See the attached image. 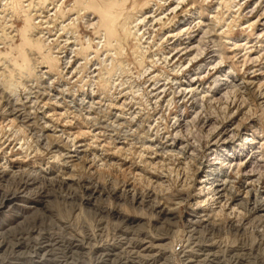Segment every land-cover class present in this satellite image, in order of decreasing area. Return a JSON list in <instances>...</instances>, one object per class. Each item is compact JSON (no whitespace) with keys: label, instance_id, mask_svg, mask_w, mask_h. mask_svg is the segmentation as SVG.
<instances>
[{"label":"rangeland","instance_id":"374dc122","mask_svg":"<svg viewBox=\"0 0 264 264\" xmlns=\"http://www.w3.org/2000/svg\"><path fill=\"white\" fill-rule=\"evenodd\" d=\"M65 1H66L65 6H67V7H70L72 5L80 7L79 3L83 0H65ZM138 1H139V3L137 4V6L133 12L135 14V17L137 16L138 18H143V23L142 22L140 23L139 28L141 29V32L143 35V40H142L144 43L143 49H145L147 52L145 50H143V51H141V53L138 52L136 54L133 51V47H134L133 41L134 40H129L128 42H125L123 44V47H124L123 54L119 58V60H122V62H124L123 68L120 71L119 70L118 71L116 70L117 72L114 71L113 74L110 75L111 79H110V82L108 84H103L101 82L102 76H100V74L102 75L103 72H105L106 68H104V66L107 67L109 63L111 64V62L109 61V59L111 58V53H110V55L105 56L106 52L108 53L107 49H109V48H107V46H105V45H104L105 47L101 46V45L99 46V44L97 43L100 40V36H99L100 32L98 33L97 31L100 29H103V28L96 26V24H94L93 26H92V24H87V26H86L83 23V24H81L82 31L85 33V35H88L92 39V41H94V43L92 44L91 49L88 48L87 49L88 51L84 50L83 52H81V54L77 55L78 57L77 56L74 57L75 65L76 64L80 65L81 72L79 74H76V73L72 74L71 73L72 69H69L68 71H63V74L59 75V77H57L58 75L56 74L57 72H55V70H53L52 73L50 71L49 73L44 74L48 78V80H50V79L53 80L52 81L53 82L52 83L53 84L52 90H54L55 91L54 93H56V95L58 96V100L54 99L55 104L51 102L52 100L49 101L50 99H48L46 97H44L42 100H40L37 103V101L40 99L39 98L40 96L34 95L35 93L33 95L27 94V93H29L30 87L31 86L33 87V84L38 85V87H39V85L42 86L45 83L44 78H38L36 71H34V73L31 76L26 75V74L24 75V77L21 80L24 85L21 83L23 86H21V84H20V86L17 89L18 92L16 91L15 94H11L2 85L0 86V100L4 99L3 101L2 100L0 101V103H1L0 104V119H2V120H0V125H2V126H0V144L4 145V146L2 145L3 147L0 145V160H1L0 163L4 166H6V165L12 166L13 164H15L16 166L21 165L22 169L19 168V170H24V169L26 170L27 169L25 172H31V173L33 172V174L37 173L36 175H38L39 177H43V176L46 177L47 176L46 178H48L49 175H51L50 177L56 176L57 178L63 177L64 175H65L64 177H66L69 175V172H70V174L72 173V175H74V176L76 175L75 178L76 177L79 178V179H77V181L80 184V186L77 187L78 189H77L76 193H74L72 191L77 196V198L73 197L72 194H69L68 190L61 189L60 187L49 186L48 183L45 181H43V183L38 182L39 184H36V188L33 187L31 190L26 189L25 190L26 192L24 191V193L21 192L22 194L20 193V195L16 201V203L22 204L19 206L20 209L17 208L14 211L15 213L12 212L8 216L6 214L5 217H9L10 220H13L14 217L12 215H14V214L16 215L18 213H21V214L27 215V217H28V219L26 221L27 223L25 222V223L19 224V226L20 225L22 226V227L20 226L21 228H19V226H17L13 230L8 232L6 235H4V239H6V243H9V244L6 247V249H4V252L3 251L0 252V264H188L189 262H190L189 264H264V243H261L260 246H258V247L256 246V247L251 248L250 247L251 244H249V243L245 244V246L243 247L241 243L238 244V242H236L235 246H232L228 249H225V251H224V247L219 248L218 244H211L210 242L205 241V239H204L205 236L213 235L211 232H209V230L207 231V229H201L199 232L192 231V229L190 228L188 221H187L188 215L190 213V209H189L188 204H184L181 207L178 215L176 217L172 218L171 222L169 223L170 226L168 225L166 227V225H165L164 226L165 228L162 227L163 229L159 230L161 235L164 236L165 239L163 241H165L164 243H166V244L164 245V243L162 241L161 245L155 246L152 249H150L149 251H147L146 247L148 244H146V243L141 244V240L143 239V237L147 231L152 232L155 230L154 226L152 225V223H154L155 220H153L151 218V216L153 217V214L151 213L150 209H148L147 207H143V208L139 207L138 208V207L132 206L129 201L122 200L121 197L120 198H115V197L113 198V197H106V196L102 197L98 193H95L93 195L94 196L93 198L87 200L88 193H87V190L85 189L84 183H91L93 185L99 186L100 187L99 189L102 188V189H104L103 191L106 192V190L112 191L114 189V186H115V188L117 186H118V188H120V187H123L121 185H123L124 183L132 182L136 187H138V189L140 188V190H143L145 187H148V186H151V188H153V185L151 184L152 183L151 180L153 179L152 175L155 174L156 172H157V174L164 175V177H165L164 179L167 178V180H166L167 182L164 181L163 185L157 187L159 190L158 189L156 190V191H159L162 193L164 192V195H166L167 197L169 196L170 198H172L171 195L175 196V194L177 193L176 191L180 190V189H184L185 192L195 191V190L198 191L199 189H195V188L190 189L189 188V186L192 184V179H194L195 177L200 178V176H201V175H198V176L195 175L196 174L195 173L196 166L198 164V161L200 162L202 160L205 164H206V162H207V164H209L212 160H214L216 158V151H218L219 153H221V152L224 153V149H223L224 146L225 147L226 146L233 147L234 150H232V152L235 153V156L240 157L243 155V157H244L243 159H245V160H243L245 163L241 167V170L239 172L235 171L234 166L232 167V170H234V171L232 172V170H231L230 175L234 180L235 189L237 190L239 188L240 190H243L244 189L243 186L245 185L244 182H246L245 180H247V181L251 180L250 182H252V183L249 184V186L251 185L249 188L259 189L260 192L264 191V168H263L264 160H262V154L264 153L263 152L264 151V144H263L264 143V86H263L264 82L262 83V81H264V65H263L264 60L262 59L264 57V38H263L264 37V27L256 26L250 32H248L249 30L247 31L245 28H242L243 27L242 25L246 24V21L248 19L247 16L249 14H252L253 18H256L259 13L262 14L261 10L264 8L263 7L264 6L263 0H261V2H260V7L258 5H256L254 1H247V0H244V1L243 0H219V1L218 0H207V1L206 0H180V1L179 0H167V1L166 0H151V1L150 0H138ZM188 1H189V3H188ZM132 2H133V0H129L127 3V7L129 9H131V7H132L131 6ZM145 2H146V4H144ZM177 4H178V6H177ZM163 5H164V7H163ZM175 5L177 8H175ZM252 5L255 7H252ZM180 6H181V8H180ZM18 7L20 8V6H18ZM240 7H242V9H238ZM173 11H175V12H173ZM196 11H197V13H195ZM8 12L9 11H7L5 13V21L7 20L6 16L8 17V15H7ZM151 13H153V14H151ZM159 14H160L161 19L158 16ZM211 14H213V15L216 14L215 15V21L221 25L220 26L218 24L219 26L217 27L216 26L217 24H214L215 22L213 23V20H212V23L216 27V29H218V32H220L223 29V30L227 31V34H230L228 36V38H223V40H225V41H228V42L230 41V43L227 44V47H232V45L235 44L234 47H232L235 49L233 50L232 53H228L227 57L231 56L232 54H234L235 56L233 55L229 58H224V60H223L222 57L219 56L220 54L218 55V52L216 53V51H215L217 46H215V43L213 42V40L217 39V36H214V34H215V32L213 30L214 28L209 29V27H206L204 25L199 24V22H198L199 19H203V18L205 20L212 19L211 16H213V15H211ZM199 15L204 16V17L200 18ZM89 16L91 18H93L92 21L93 20L98 21V19L100 18L99 17L100 14L98 12L92 13ZM139 16H141V17H139ZM145 16H147V17H145ZM216 16H217V18H216ZM155 17L157 19H155ZM153 19H154V21H153ZM19 20L20 21H18L17 24H18V28H21L24 24V20L22 18ZM157 20H159V21H157ZM232 21H233V23H232ZM3 22H4V20H3ZM185 24L189 28L192 26L189 29L188 34L185 33L186 34L185 35L184 33H182L180 38H179V36H176L175 38L174 37H167V39H166L167 34L175 33L178 28H179L178 29V31H179L181 29V27H183ZM149 26H151V27H149ZM195 26H196V28H195ZM233 26H234V28H233ZM211 27H213V26H211ZM227 29L230 30L231 33H229V31ZM202 30H206L205 31L206 33L203 32ZM260 30L262 31V33ZM207 31H210L211 34H208ZM200 34H202V35H200ZM247 34H249L250 39L252 41V42H250L251 43L250 44L251 49L256 50L254 53L250 54L251 57L247 56L245 54V50L241 49V47H236L237 43L239 45L243 46L242 44H243V42H245V38H246ZM258 36H260V37H258ZM199 37H201V39ZM205 37H206V39H205ZM211 37H213V38H211ZM188 38H190L191 41L193 42L192 45H195L194 47H192L191 51H189L187 53L185 50L180 51L179 49H176L177 47L178 48L182 47L183 46L182 44L184 43V41H187ZM96 39H98V40H96ZM196 39L198 41H196ZM167 41H168V43H167ZM262 43H263V45H262ZM13 46H14L13 51H15L16 55H19L18 59L16 61L18 63H22L23 62V56L25 53L24 49L26 48V46L22 45L21 40H20V36L17 37V39L13 43ZM198 46H199V48H198ZM253 46H254V48H253ZM196 48H198V49L196 50ZM3 50H5V53L8 52L7 48L3 49ZM36 50H38V49L36 48ZM172 50L174 52H172ZM193 50L195 53L193 52ZM109 51L114 52L112 50H109ZM197 51H199L198 53L202 54V55L198 56ZM85 52H86V54H85ZM168 52H172L173 56L166 63L165 61H162L161 57L167 55ZM259 52H260V55H259ZM193 54H195V56L197 55L198 57L196 56L197 59L195 58V60L193 61V64L187 68V63H188L187 60L190 57V55L192 56ZM80 55H82V56H80ZM86 55L87 56L90 55V56L87 58ZM153 55H155V56H153ZM252 55H254V57ZM255 55L256 56L259 55L260 59L257 58V60H256ZM152 56H153V58H151ZM249 57L252 59V62L254 61V64L252 62H250L251 59H249ZM206 58H208V59H206ZM234 58H236V59H234ZM243 58L245 61L243 60ZM159 59H160V61H159ZM180 59H181V61H183V64L186 65V69L185 68L180 69V70L177 68L173 69L176 65L174 63L178 62V60L180 61ZM220 60L222 62H220ZM157 61H158V63H157ZM201 62H202V64H201ZM214 62L217 64H215ZM236 62H238V63L236 64ZM241 62L242 63L244 62L245 64L244 63L242 64ZM85 63H86L85 68L87 70L85 68H83V69L81 68L82 66H84L83 64H85ZM160 63H164V64H160ZM103 64H105V65L103 66ZM212 64H213V66L214 65H216V66L213 67ZM40 66H46V65L42 64ZM0 67H2V65H0ZM89 67L91 69H89ZM150 67H151V69H150ZM95 68H97V69L95 70ZM63 69L64 68H62V70ZM145 69H148V70H145ZM39 70L49 71V67H42ZM101 70H102V73H101ZM174 70H176V73ZM240 70H242V71H240ZM82 71H84L85 73ZM257 71H259V72H257ZM227 72H228V74H227ZM149 73H150V75H148ZM153 73L157 74L158 77L152 78V76L154 75ZM151 74H153V75H151ZM159 74H160V76H159ZM165 74H167V75H165ZM168 74H170V75H168ZM172 74H173V77H172ZM205 75H206V77H205ZM147 76H148V78H147ZM161 76H163V77H161ZM191 76H192V78H191ZM240 76H243V77H240ZM164 77L167 79L165 80ZM193 78L195 80L194 86L196 87V90L190 91L192 93H190L188 90L185 92L182 89V87L177 85L178 83L175 84V82H183L186 84L189 80H191ZM244 78L245 79L247 78V79L245 80ZM249 78H250V80H249ZM251 78H252V80H251ZM23 79H25V80H23ZM165 81L167 83H165ZM248 81H249V84H248ZM251 81H254V82L251 84ZM257 81L260 82L259 85H258ZM215 83H217V84H215ZM153 84H154V86L156 84L157 85L154 87ZM205 85H207V86L205 87ZM257 87H259V91H258ZM56 88H59V89H56ZM154 88L155 89L157 88V90H156L157 92L155 91ZM161 89L162 90L164 89V90L162 91ZM170 89H171V91H170ZM176 89H179V90H176ZM254 89H256L257 91ZM206 90L209 94H207V92H205ZM200 92H202V93H200ZM210 92H211V96H210ZM25 93L28 96H26ZM5 94H7V95H5ZM186 94H187V96H186ZM201 94H204V96H201ZM155 96H157V97H155ZM166 96H167V98H166ZM8 97H10V98L7 99ZM25 97H26V99H25ZM201 97H203V98H201ZM80 98H81V101H80ZM91 98H92V100H91ZM198 99H200V100H198ZM9 100H10V102H9ZM32 100H34L36 102H32ZM43 100H44V103H43ZM94 100L96 102H94ZM167 100H170V101H167ZM203 100H204V102H203ZM41 101H42V104H41ZM45 101L46 102L48 101L47 102L48 105L46 104ZM67 101H69V102L67 103ZM25 102H26V105H25ZM86 102H88V103H86ZM27 103H29V104H27ZM83 103L84 104L86 103L87 105L86 104L84 105ZM40 104H41V106H40ZM72 104H74V105H72ZM90 104H91V106H90ZM168 104H170V105H168ZM171 104H172V106H171ZM44 105H46V107ZM50 105H52V106L50 107ZM66 106H68V107L66 108ZM115 106H117V107H115ZM169 106H170V108H169ZM199 106H200V108H199ZM1 107L3 109H1ZM16 107L18 109H21V113H24L25 116L19 115ZM75 107L78 109H76ZM85 107L88 110H86V109L84 110ZM38 108H40V109L38 110ZM6 110L7 111L9 110V111L7 112ZM57 110L60 112V114H61L62 110H64L65 113H64V111H62V114H61L62 116L58 115L59 112H57ZM48 111L49 112L51 111L50 113L52 115ZM195 111H196V113H195ZM1 113L3 115H1ZM43 113H45V114H43ZM72 113H73V115H72ZM12 114H13V116H12ZM30 114H31V116H30ZM85 114H87V115H85ZM118 114H119V116H118ZM46 115H47V117H46ZM26 116H28V117H26ZM56 116H57V118H55ZM13 118L15 121L14 124H13L14 121H12ZM4 119H6V120H4ZM238 119H241V120H238ZM54 120H56V121H54ZM237 121H239V122H237ZM113 122H115V123H113ZM19 123H21L24 128H22L21 124H19ZM43 124H44V126H43ZM235 124L236 125L238 124V125L236 126ZM11 125L13 126L14 129L12 128ZM26 125H27V127H26ZM5 126H7L8 128ZM17 126H20L21 129H20V127L18 128ZM9 127L13 130H11ZM16 128H18V129H16ZM214 128H216V129H214ZM60 129H61V131H60ZM1 130H3V131L1 132ZM6 130H9L10 132L7 131L8 132L7 133ZM77 130H79V131L77 132ZM80 130L84 131L83 134H82V131H80ZM125 130L129 132L128 133L129 136L125 135L126 134V133H124ZM176 130L178 131L177 135L175 133ZM230 130H232V131H230ZM31 131H33V132L31 133ZM94 131H96V132H94ZM226 131H228L229 133L231 132V134H229V136L227 137L228 142L226 144H224V141L221 138L220 134H221V132L223 133ZM14 132H15V136H16L15 138H14ZM17 132L19 133V135L17 134ZM23 132H24V134H23ZM99 132H100V135H99ZM52 133H53V135H52ZM90 133H91V135H90ZM249 133L250 134L255 133L254 134L255 135V138H254L255 144H252V145L250 144V145L246 146L247 149L243 150L244 146H242L240 144L243 143L244 138L246 136H248L247 134H249ZM25 134H27V135H25ZM41 134L42 135H44V134L48 135L47 136L48 139H45V142L40 141V144H39L37 139H39V137H41L40 136ZM55 134L57 136H55ZM62 134H64V135H62ZM74 134L76 136H77V134H79V138H78V136L76 138V143L82 141V142L88 144V150L86 152L87 155L85 154V156H87V157H85L84 155L80 156L81 153H77V152L73 151L75 148V145H73V143H71L70 140H71V138L74 137ZM80 134H81V136H80ZM9 135H10V137H9ZM11 135H13V136H11ZM31 135H33V136H31ZM17 136L20 139L22 137V140L18 139ZM37 136H39V137H37ZM163 136L164 137L168 136L170 140L174 139L177 136L176 139H177V141H179V144H181V146L183 148H185V150L188 151V153L192 152V150H193V154H195V155H193V154L189 155L188 153H186L187 156H185V153L182 154V153H179L177 151H168V153L167 152L165 153L163 151H159L156 147H147L146 144L144 143V140L146 139L145 137H152V138H156L157 140H160V139L164 138ZM211 136H212V138H210ZM214 136H215V138H214ZM252 136H250V137H252ZM1 137H3V140ZM11 138H12V140H11ZM58 138H59V140H58ZM141 138L143 141H141ZM23 139H24V141H23ZM119 139H120V141H119ZM123 139H124V141H123ZM5 140H7V142ZM50 140H51V142H49ZM102 140H103V142H102ZM135 140H137V141L135 142ZM25 141H26V143H25ZM127 141H131V142L127 143ZM89 142H90V144H89ZM261 142H262V144H260ZM24 143L26 146L24 145ZM138 143H139V145H137ZM142 143L145 147L142 145ZM32 144H33V148H32ZM92 144H94V145H92ZM133 144L135 147L133 146ZM100 145H102V146H100ZM114 145H116V146H114ZM120 145L122 147H120ZM193 145L200 146L199 147L200 150H199V148L194 150ZM14 146H15V149H14ZM35 146H37V147H35ZM22 147H24V148H22ZM44 147H46V148H44ZM102 147H103V149H102ZM119 147L121 148L122 151L124 150V147H125V150L123 152H120L121 150L119 149ZM35 148H38L39 150H42V151L36 152L37 149L34 150ZM8 149H9V151H8ZM110 149L112 150V152ZM117 149H119V150H117ZM129 149H132V150H130V152H129ZM257 149H258V151H257ZM58 150H60V151H58ZM108 150L111 152V154ZM113 150H114V152H113ZM115 150H116V152H115ZM127 150H128V152H127ZM33 151H35V152H33ZM43 151H45V152H43ZM105 151H106V153L104 154ZM151 151H152V153H151ZM25 152H27V153H25ZM140 152H141V154H140ZM157 152H160V153H157ZM57 153L58 154L60 153V154L56 155ZM124 153H126V154H124ZM249 153H251V154H249ZM16 154H17V156H16ZM120 154L125 155V156L122 157ZM129 154H131V156H129ZM146 154H149L150 156L146 155ZM178 154H180L181 156ZM198 154H199V156H198ZM201 154L203 155V157L201 156ZM27 156H28V158H27ZM95 156L97 158H95ZM127 156H129V157H127ZM13 157L15 158L16 162L13 161L14 160ZM48 157H50V158H48ZM104 157L106 158V160ZM102 158H104V159H102ZM147 158H148V160H146ZM191 158H192V160H191ZM263 158H264V156H263ZM63 159H64V163L62 161ZM205 159H207V160H205ZM27 160H29L30 162ZM53 160H55V161H53ZM74 160H76V161H74ZM78 160H80V161H78ZM99 160H101V162ZM102 160L105 161L107 164L105 162H103ZM166 160H167V162H166ZM209 160H211V161H209ZM108 161H110L112 165L109 164ZM113 161H114V163H112ZM128 161H130V162H128ZM144 161L147 163H145ZM151 161H152V163H151ZM182 161L184 162V164ZM193 161H194V163H193ZM71 162H73V163H71ZM185 162H187V163H185ZM38 163H39V165H38ZM117 163H119V164H117ZM148 163H149V165H148ZM150 163H151L152 167L150 166ZM259 163H261V164H259ZM116 164H117V166L114 167V165H116ZM142 164H144L143 166L145 168L142 166ZM152 164L153 165L155 164V165L153 166ZM22 165L26 168H24ZM72 165H73V167H72ZM42 166H44V167L41 168ZM120 166H122V167H120ZM128 166H130V167H128ZM28 167L31 169H28ZM71 167H72V169H71ZM116 167H118V168H116ZM259 167H262V168L259 169ZM74 168L76 170V174H75ZM126 168H128L130 171L127 170ZM153 168L154 169L156 168L157 170L156 169L154 170ZM222 168H224V165H222ZM250 168H251V170H250ZM254 168H257V169H254ZM15 169L16 168L14 167L13 170H15ZM34 169L36 171L37 170L38 171L36 172ZM71 170L72 171L74 170V171L72 172ZM135 170H137V173ZM252 170H254V172H253L254 174L252 173ZM151 171H153V172H151ZM66 172H68V173H66ZM236 172H238L237 175H236ZM132 173H133V176H132ZM66 174H68V175H66ZM136 175H138V176L136 177ZM148 176L150 178H146ZM251 177L253 179H251ZM89 180H90V182H88ZM153 180H155V178ZM2 181L3 180H0V182H1L0 183V189H1L0 191L4 192V193L7 191H14L16 189V187L19 186V184L17 182L15 184V182H13V181H10V182H8L6 180H4L5 182L4 181L2 182ZM94 182H95V184H94ZM188 189H190V190H188ZM21 190H23V187H20V191ZM45 197H47V198H45ZM43 199H46V200H43ZM30 206H33V207L37 206V208L39 209L38 213L36 214L37 217L34 216L33 213L31 212ZM100 206H104V207L106 206V208L107 207H115V208L121 210L123 217L126 216L130 221L127 225H123L124 226L123 227L120 221H118L116 223V221L114 219L107 218L106 219L107 224L104 225V226H106L105 228L107 230V231L105 230V232H104L105 237L103 236V238L100 239L97 236L96 237L94 236L93 238H90V240L86 239L84 233H86L87 229L90 231H95L96 233H98L99 228L97 227V224L99 222L100 217L97 216L96 209ZM16 211H18V212H16ZM253 215L254 214L249 216L250 219L248 218V221L250 222V226L252 225V227H253L254 225H257L260 223V228H262L264 225V216L260 217V221L258 222V219L256 220L255 215L254 216ZM32 216H34V218H30ZM5 217L0 216V221H2V222H4V220L6 221ZM220 217L222 220H223V218H225L224 216H220ZM32 219H34V220H32ZM149 219H150V221H149ZM64 224H67V225H64ZM225 226L226 225L224 224V230L226 228ZM31 229H33V230H31ZM28 231H29V233H28ZM30 231L32 234H30ZM37 231H39V232H37ZM171 232H172V234H171ZM19 233H20V235H19ZM197 233H199V234H197ZM209 233H210V235H209ZM129 234H130L131 238L129 237ZM217 234H216V236H218ZM228 234L227 233L225 234L224 232H222V234H220V235L221 236H231V238H236L235 233L229 232ZM233 234H234V237H233ZM141 235H143V236H141ZM108 236L115 237V241L114 240L113 241L110 240L112 242L108 241L110 239V238H106ZM127 236H128V238H127ZM199 236H201L203 238H201ZM81 237L82 238L84 237V238L82 239ZM95 238H97V239H95ZM260 238H264V234L261 232H260ZM191 240H194V241H191ZM235 240H237V239H235ZM87 241L89 243H87ZM97 242H98V244H96ZM128 242H130L129 244H130V246H133V248L132 247L128 248V246H129V245L127 246ZM195 242H197V243H195ZM85 243H87V244H85ZM103 243L105 246H101ZM91 244H94V245H91ZM15 245H16V247H15ZM17 247L19 249H17ZM113 251H115V252H113ZM125 251L128 253H131V251L135 252L134 254L131 253V257H130L131 260H129V257H128V255H126ZM137 251H140V253L142 255H140V256L137 255V253H136ZM143 251H144V253H143ZM207 251H209L210 253ZM217 251H219V252H217ZM145 252L148 254H146ZM112 253H113V255H112ZM233 254L236 256H234ZM157 256L158 257L160 256V257L158 258ZM134 257H135V259H134ZM162 257H164V258L162 259ZM190 257H192L191 260L189 259ZM127 258H128V260H126ZM133 260H134V262H133Z\"/></svg>","mask_w":264,"mask_h":264},{"label":"bare ground","instance_id":"6f19581e","mask_svg":"<svg viewBox=\"0 0 264 264\" xmlns=\"http://www.w3.org/2000/svg\"><path fill=\"white\" fill-rule=\"evenodd\" d=\"M110 1V2H109ZM129 0H83L81 1L79 4H80V7H77V6H70V7H67L65 6V0H0V65H2V67H0V86L2 85L4 88H6L7 91H9L11 94H15V92L17 91L18 87L20 86V84L22 83V78L24 77V75H29L31 76L34 71H36L37 73V76L38 78H44L45 79V83L38 87V85H34L33 84V87L31 86L30 87V90H29V93L27 94H34L36 96H40L37 101V103L42 100L44 97L50 99L49 101H51L52 103L55 104V101L54 99H57L58 100V96L56 95V93H54L55 91L52 90L53 88V80H48V78L44 75L45 73H49L53 70H55V72H57L56 74L58 75L57 77H59V75L63 74V71H68L69 69H72L71 70V73L72 74H79L81 72V69H80V65L76 64L75 65V60H74V57H76L77 55L81 54V52H83L84 50H87L88 48L91 49L92 48V44L94 43V41H92V39L88 36V35H85V33L82 31L81 29V24H85L87 26V24H92V26L94 24H96V26H99L100 28H103V29H100L98 30L97 32L99 33L100 32V40L99 42H97L99 44V46H107V49L108 50V53L106 52V55L105 56H108L110 55L111 53V58L109 59V61L111 62V64L107 67L104 66L105 69V72H103V74L101 75L100 73V76H102L101 78V82L103 84H108L110 82V75L113 74L114 71H120L122 68H123V63L122 60H119V58L121 57V55L123 54V51H124V47H123V44L125 42H128L129 40H134L133 41V44H134V47H133V51L134 53H138L145 49H143V35H142V32H141V29L139 28L140 26V23L142 22L143 23V18H138L137 16L135 17V14H134V9L136 8L137 4L139 3L138 0H133L132 2V7L131 9H129L127 7V3H128ZM151 1V0H150ZM167 1V0H166ZM180 1V0H179ZM178 1V2H179ZM207 1V0H206ZM219 1V0H218ZM217 1V2H218ZM244 1V0H243ZM247 1H254L256 5H258L260 7V2L261 0H247ZM159 2V1H158ZM183 2V1H182ZM264 2V0H263ZM174 3V2H173ZM189 3V1H188ZM205 3V2H204ZM216 3V2H215ZM220 3V2H219ZM238 3V2H237ZM146 4V2L144 3ZM176 4V3H175ZM179 4V3H178ZM177 4V6H178ZM254 4V5H255ZM263 4V3H262ZM191 5V4H190ZM242 5V4H241ZM20 6V8L18 7ZM79 6V5H78ZM200 6V5H199ZM164 7V5H163ZM174 7V6H173ZM218 7V6H217ZM234 7V6H233ZM252 7H255L252 5ZM251 7V8H252ZM264 7V6H263ZM262 7V8H263ZM160 8V7H159ZM175 8L176 5H175ZM181 8V6H180ZM174 9V8H173ZM195 9V8H194ZM199 9V8H198ZM197 9V10H198ZM238 9H242V7L238 8ZM237 9V10H238ZM255 9V8H254ZM248 10V9H247ZM246 10V11H247ZM264 8L261 10V13L262 14H258V16L256 18H253L252 14H249L247 16V21H246V24L245 25H242L243 27L242 28H245L248 32L252 31L254 27L256 26H260V27H264ZM8 12V17L6 16V21H5V13ZM98 12L100 14V18L98 19V21H92L93 18H91L89 15L92 14V13H95V12ZM202 11V10H201ZM251 11V10H250ZM249 11V12H250ZM253 11V10H252ZM15 12V13H14ZM143 12V11H142ZM175 12V11H173ZM234 12V11H233ZM243 12V11H242ZM260 12V11H259ZM197 13V11L195 12ZM97 14V13H96ZM153 14V13H151ZM233 14V13H232ZM235 14V13H234ZM257 14V13H256ZM150 15V14H149ZM148 15V16H149ZM174 15V14H173ZM213 15V14H211ZM216 15V14H215ZM215 15L211 16L212 19H207L205 20L203 17L204 16H201L199 15L200 18H203V19H199V24L200 25H204L206 27H209L210 28H214V36H217V39L213 40V42L215 43V46H217L216 48V53L218 52V55L222 57V59L224 60V58H229L231 56H233L234 54H232L231 56H228L227 57V54L228 53H232L233 50L235 48H232L234 47V45H232V47H227V44L230 43V41H225L223 40V38H228V36L230 34H227V31L226 30H221L220 32H218V29H216V27L213 25L214 24H217L216 26L218 27L220 24L218 22L215 21ZM160 17V14L158 15ZM164 16V15H163ZM210 16V15H209ZM141 17V16H139ZM147 17V16H145ZM144 17V18H145ZM165 17V16H164ZM23 19L24 20V24L21 28H18V24L17 22L20 21L19 19ZM210 18V17H209ZM217 18V16H216ZM231 18V17H230ZM155 19H157L155 17ZM161 19V17H160ZM174 19V18H173ZM233 19V18H232ZM237 19V18H236ZM4 20V22H3ZM145 20V19H144ZM152 20V19H151ZM170 20V19H169ZM197 20V19H196ZM212 20H213V23H212ZM154 21V19H153ZM152 21V22H153ZM159 21V20H157ZM3 22V23H2ZM145 22V21H144ZM150 22V21H149ZM151 22V23H152ZM189 22V21H188ZM192 22V21H191ZM190 22V23H191ZM194 22V21H193ZM227 22V21H226ZM182 23V22H181ZM186 23V22H185ZM222 23V22H221ZM233 23V21H232ZM238 23V22H237ZM245 23V22H244ZM155 24V23H154ZM211 24V25H210ZM219 24V25H218ZM230 24V23H229ZM225 25V24H224ZM223 25V26H224ZM183 26V25H182ZM213 26V27H211ZM221 26V25H220ZM230 26V25H229ZM239 26V25H238ZM151 27V26H149ZM171 27V26H170ZM192 27V26H191ZM190 27V28H191ZM225 27V26H224ZM189 27H187V25L185 24L183 27H181V29L178 31L175 32V33H171V34H167L166 35V39L167 37H176V36H180L182 35V33H186L188 34L189 32ZM196 28V26H195ZM205 28V27H204ZM222 28V27H221ZM234 28V26H233ZM236 28V27H235ZM208 30V29H207ZM228 30V29H227ZM203 32H205L206 30H202ZM212 31V30H211ZM229 33H231L230 30H228ZM261 31V30H260ZM242 32V31H241ZM168 33V32H167ZM192 33V32H191ZM190 33V34H191ZM206 33V32H205ZM208 34H211L210 31H207ZM262 33V31H261ZM185 34V35H186ZM202 35V34H200ZM207 35V34H206ZM20 36V40H21V43L22 45H25L26 48L24 49L25 53H24V56H23V62L22 63H18L16 60L18 59V56L19 55H16L15 51L14 50V46H13V43L15 42V40L17 39V37ZM193 36V35H192ZM198 36V35H197ZM196 36V37H197ZM209 36V35H208ZM257 37V36H256ZM260 37V36H258ZM163 38V37H162ZM185 38V37H184ZM201 39V37H199ZM213 38V37H211ZM264 38V37H263ZM94 39V38H93ZM151 39V38H150ZM164 39V38H163ZM165 39V40H166ZM198 39V38H197ZM196 39V41H198ZM199 39V40H200ZM206 39V37H205ZM204 39V40H205ZM261 39V38H260ZM98 40V39H96ZM95 40V41H96ZM210 40V39H209ZM256 40V39H255ZM150 41V40H149ZM169 41V40H168ZM167 41V43H168ZM172 41V40H171ZM201 41V40H200ZM212 41V40H211ZM147 42V41H146ZM180 42V41H179ZM206 42V41H205ZM212 42V43H213ZM251 39H250V36L249 34L246 35V38H245V42H243V46L239 45L237 43V46L236 47H241V49L245 50V54L247 56H250V54L254 53L256 50H252L251 49ZM174 43V42H173ZM182 43V42H181ZM192 41L190 38H188L187 41H184V43L182 44L183 46L182 47H175L176 49H179L180 51H186L187 53L189 51H191L192 47H194L195 45H192ZM211 43V44H212ZM240 43V42H239ZM260 43V42H259ZM103 44V45H102ZM197 44V43H196ZM202 44V43H201ZM192 45V46H191ZM239 45V46H238ZM255 45V44H254ZM263 45V43H262ZM104 46V47H105ZM180 46V45H179ZM205 47V46H204ZM250 47V48H249ZM258 47V46H257ZM8 49L5 53V50L3 49ZM36 48L38 50H36ZM199 48V46H198ZM196 48V50L198 49ZM215 48V47H214ZM254 48V46H253ZM261 48V47H260ZM152 49V48H151ZM172 49V48H171ZM202 49V48H201ZM257 49V48H256ZM10 50V51H9ZM109 50H112L114 52H111ZM149 50V49H148ZM195 50V51H196ZM263 50V49H262ZM261 50V51H262ZM88 51V50H87ZM146 51V50H145ZM169 51V50H168ZM177 51V50H176ZM92 52V51H91ZM147 52V51H146ZM172 52H174L172 50ZM172 52H168L167 55L161 57L162 61H165L166 63L171 59V57L173 56ZM194 52V50H193ZM199 51H197L198 53ZM201 52V51H200ZM244 52V51H243ZM143 53V52H142ZM163 53V52H162ZM179 53V52H178ZM186 53V54H187ZM192 53V52H191ZM195 53V52H194ZM196 53V54H197ZM235 53V52H234ZM86 54V52H85ZM155 54V53H154ZM183 54V53H182ZM215 54V53H214ZM238 54V53H237ZM258 54V53H257ZM83 55V54H82ZM80 55V56H82ZM157 55V54H156ZM178 55V54H177ZM194 55V56H193ZM192 56L190 55V57L188 58V63H187V68L193 64V61L195 60V58L197 59V57L199 55H202V54H197L195 56V54H193ZM216 55V54H215ZM230 55V54H229ZM243 55V54H242ZM259 55H260V52H259ZM256 56V60L257 58H259L260 56ZM79 56V57H80ZM85 56V55H84ZM87 56V55H86ZM90 56V55H89ZM87 56V58L89 57ZM144 56V55H143ZM155 56V55H153ZM153 56L151 58H153ZM158 56V55H157ZM156 56V57H157ZM235 56V55H234ZM254 57V55H252ZM78 57V56H77ZM139 57V56H138ZM146 57V56H145ZM155 57V58H156ZM159 57V56H158ZM176 57V56H175ZM251 57V56H250ZM249 57V59H251ZM103 58V57H102ZM187 58V57H186ZM218 58V57H217ZM84 59V58H83ZM95 59V58H94ZM142 59V58H141ZM208 59V58H206ZM216 59V58H215ZM236 59V58H234ZM240 59V58H239ZM260 59V58H259ZM264 60V57L262 58ZM104 60V59H103ZM151 60V59H150ZM156 60V59H155ZM158 60V59H157ZM174 60V59H173ZM230 60V59H229ZM244 60V58H243ZM125 61V60H124ZM153 61V60H152ZM160 61V59H159ZM186 61V62H187ZM209 61V60H208ZM236 61V60H235ZM245 61V60H244ZM79 62V61H78ZM90 62V61H89ZM220 62H222L220 60ZM252 62V59L251 61ZM256 62V61H255ZM80 63V62H79ZM105 63V62H104ZM152 63V62H151ZM154 63V62H153ZM158 63V61H157ZM206 63V62H205ZM215 63V62H214ZM213 63V64H214ZM238 62H236L237 64ZM242 63V62H241ZM244 63V62H243ZM242 63V64H243ZM254 64V61L252 62ZM46 65V66H40V65ZM160 64H164V63H160ZM176 64L175 68L177 69H183L185 68L186 69V65L183 64V61H180L178 60V62L174 63ZM202 64V62H201ZM212 64V66H213ZM217 64V63H215ZM241 64V65H242ZM245 64V63H244ZM251 64V63H250ZM261 64V63H260ZM75 65V66H74ZM84 66H82L81 68H85L86 67V63L83 64ZM102 65V64H101ZM211 65V64H210ZM240 65V64H239ZM248 65V64H247ZM257 65V64H256ZM262 65V64H261ZM264 65V64H263ZM102 66V67H103ZM203 66V65H202ZM209 66V65H208ZM216 66V65H214ZM213 66V67H214ZM254 66V65H253ZM42 67H49V71H46V70H39L40 68ZM125 67V66H124ZM199 67V66H198ZM210 67V66H209ZM230 67V66H229ZM242 67V66H241ZM255 67V66H254ZM62 68H64L62 70ZM148 68V67H147ZM203 68V67H202ZM251 68V67H250ZM86 69V68H85ZM89 69H91L89 67ZM97 68H95L96 70ZM151 69V67H150ZM171 69V68H170ZM229 69V68H228ZM87 70V69H86ZM145 70H148V69H145ZM156 70V69H155ZM248 70V69H247ZM253 70V69H252ZM263 70V69H262ZM116 71V72H117ZM123 71V70H122ZM173 71V70H172ZM175 73H176V70H174ZM182 71V70H181ZM197 71V70H196ZM234 71V70H233ZM242 71V70H240ZM84 72V71H82ZM154 72V71H153ZM160 72V71H159ZM163 72V71H162ZM208 72V71H207ZM259 72V71H257ZM85 73V72H84ZM83 73V74H84ZM95 73V72H94ZM93 73V74H94ZM101 73H102V70H101ZM123 73V72H122ZM155 73V72H154ZM153 73V74H154ZM165 73V72H164ZM180 73V72H179ZM199 73V72H198ZM197 73V74H198ZM204 73V72H203ZM233 73V72H232ZM231 73V74H232ZM151 74V75H153ZM174 74V73H173ZM173 74H172V77H173ZM228 74V72H227ZM150 75V73L148 74ZM167 75V74H165ZM170 75V74H168ZM53 76V75H52ZM72 76V75H71ZM79 76V75H78ZM77 76V77H78ZM81 76V75H80ZM160 76V74H159ZM196 76V75H195ZM199 76V75H198ZM158 77L157 74H154L152 76V78H156ZM163 77V76H161ZM170 77V76H169ZM206 77V75H205ZM234 77V76H233ZM240 77H243V76H240ZM28 78V77H27ZM51 78V77H50ZM100 78V77H99ZM118 78V77H117ZM148 78V76H147ZM165 78V77H164ZM175 78V77H174ZM178 78V77H177ZM180 78V77H179ZM192 78V76H191ZM196 78V77H195ZM225 78V77H224ZM228 78V77H227ZM230 78V77H229ZM248 78V77H247ZM246 78V79H247ZM263 78V77H262ZM261 78V79H262ZM73 79V78H72ZM95 79V78H94ZM167 78H165L166 80ZM182 79V78H181ZM242 79V78H241ZM245 79V78H244ZM245 79V80H246ZM259 79V78H258ZM25 80V79H23ZM96 80V79H95ZM128 80V79H127ZM149 80V79H148ZM174 80V79H173ZM172 80V81H173ZM180 80V79H179ZM201 80V79H200ZM199 80V81H200ZM227 80V79H226ZM230 80V79H229ZM250 80V78H249ZM252 80V78H251ZM263 80V79H262ZM261 80V81H262ZM153 81V80H152ZM168 81V80H167ZM217 81V80H216ZM219 81V80H218ZM228 81V80H227ZM84 82V81H83ZM157 82V81H156ZM160 82V81H159ZM163 82V81H162ZM174 82V81H173ZM254 81H251V84L253 83ZM258 82V85H259V81ZM264 81H262L263 83ZM82 83V82H81ZM121 83V82H120ZM147 83V82H146ZM145 83V84H146ZM158 83V82H157ZM165 83H167L165 81ZM178 83V84H177ZM235 83V82H234ZM238 83V82H237ZM247 83V82H246ZM261 83V84H262ZM23 84V83H22ZM21 84V86H23ZM26 84V83H25ZM135 84V83H134ZM144 84V85H145ZM159 84V83H158ZM175 84H177L178 86L182 87V89L186 92L187 90L190 92V91H194L196 90V87L194 86L195 85V80L194 78L189 80L186 84L183 83V82H175ZM217 84V83H215ZM242 84V83H241ZM248 84H249V81H248ZM150 85V84H149ZM157 85V84H156ZM155 85V86H156ZM208 85V84H207ZM205 85V87L207 86ZM238 85V84H237ZM56 86V85H55ZM109 86V85H108ZM152 86V85H151ZM154 86V84H153ZM154 86V87H155ZM173 86V85H172ZM176 86V85H175ZM197 86V85H196ZM210 86V85H209ZM239 86V85H238ZM241 86V85H240ZM261 86V85H260ZM264 86V85H263ZM27 87V86H26ZM220 87V86H219ZM223 87V86H222ZM234 87V86H233ZM262 87V86H261ZM22 88V87H21ZM25 88V87H24ZM105 88V87H104ZM167 88V87H166ZM176 88V87H175ZM226 88V87H225ZM232 88V87H231ZM244 88V87H243ZM29 89V88H28ZM27 89V90H28ZM56 89H59V88H56ZM151 89V88H150ZM155 89V88H154ZM160 89V88H159ZM229 89V88H228ZM235 89V88H234ZM249 89V88H248ZM253 89V88H252ZM258 91H259V87H257ZM25 90V89H24ZM157 90V88L155 89V91ZM162 90V89H161ZM164 90V89H163ZM162 90V91H163ZM176 90H179V89H176ZM205 90V89H204ZM226 90V89H225ZM246 90V89H245ZM256 90V89H254ZM2 91V90H1ZM132 91V90H131ZM171 91V89H170ZM198 91V90H197ZM209 91V90H208ZM227 91V90H226ZM257 91V90H256ZM18 92V91H17ZM23 92V91H22ZM28 92V91H27ZM60 92V91H59ZM129 92V91H128ZM153 92V91H152ZM157 92V91H156ZM207 92V90L205 91ZM110 93V92H109ZM154 93V92H153ZM152 93V94H153ZM174 93V92H173ZM192 93V92H190ZM198 93V92H197ZM202 93V92H200ZM222 93V92H221ZM243 93V92H242ZM245 93V92H244ZM262 93V92H261ZM26 94V93H25ZM26 94V96H28ZM135 94V93H134ZM147 94V93H146ZM150 94V93H149ZM158 94V93H157ZM162 94V93H161ZM160 94V95H161ZM179 94V93H178ZM205 94V93H204ZM204 94H201V96H204ZM207 94H209L207 92ZM259 94V93H258ZM7 95V94H5ZM10 95V94H9ZM59 95V94H58ZM123 95V94H122ZM172 95V94H171ZM176 95V94H175ZM60 96V95H59ZM62 96V95H61ZM169 96V95H168ZM187 96V94H186ZM190 96V95H189ZM188 96V97H189ZM192 96V95H191ZM199 96V95H198ZM210 96H211V92H210ZM213 96V95H212ZM144 97V96H143ZM157 97V96H155ZM164 97V96H163ZM194 97V96H193ZM200 97V96H199ZM209 97V96H208ZM10 97H8L7 99H9ZM14 98V97H13ZM29 98V97H28ZM108 98V97H107ZM117 98V97H116ZM167 98V96H166ZM192 98V97H191ZM203 98V97H201ZM200 98V99H201ZM26 99V97H25ZM32 99V98H31ZM84 99V98H83ZM123 99V98H122ZM158 99V98H157ZM186 99V98H185ZM198 99V100H200ZM205 99V98H204ZM2 101L4 99H1ZM0 100V101H1ZM6 100V99H5ZM20 100V99H19ZM29 100V99H28ZM47 100V99H46ZM65 100V99H64ZM92 100V98H91ZM155 100V99H154ZM191 100V99H190ZM202 100V99H201ZM211 100V99H210ZM246 100V99H245ZM18 101V100H17ZM16 101V102H17ZM66 101V100H65ZM80 101H81V98H80ZM153 101V100H152ZM167 101H170V100H167ZM212 101V100H211ZM10 102V100H9ZM29 102V101H28ZM32 102H36L34 100H32ZM46 102V101H45ZM48 102V101H47ZM46 102V104L48 105V103ZM69 101H67L68 103ZM83 102V101H82ZM94 102H96L94 100ZM113 102V101H112ZM145 102V101H144ZM189 102V101H188ZM187 102V103H188ZM204 102V100H203ZM13 103V102H12ZM18 103V102H17ZM20 103V102H19ZM31 103V102H30ZM43 103H44V100H43ZM62 103V102H61ZM88 103V102H86ZM85 103V104H86ZM167 103V102H166ZM184 103V102H183ZM186 103V102H185ZM250 103V102H249ZM1 104V103H0ZM22 104V103H21ZM29 104V103H27ZM33 104V103H32ZM36 104V103H35ZM41 104H42V101H41ZM40 104V106H41ZM51 104V103H50ZM57 104V103H56ZM84 104V103H83ZM84 104V105H85ZM96 104V103H95ZM100 104V103H99ZM198 104V103H197ZM17 105V104H16ZM25 105H26V102H25ZM31 105V104H30ZM61 105V104H60ZM74 105V104H72ZM87 105V104H86ZM116 105V104H115ZM120 105V104H119ZM170 105V104H168ZM46 107V105H44ZM52 105H50L51 107ZM62 106V105H61ZM91 106V104H90ZM93 106V105H92ZM111 106V105H110ZM122 106V105H121ZM172 106V104H171ZM232 106V105H231ZM33 107V106H32ZM43 107V106H42ZM41 107V108H42ZM68 106H66L67 108ZM72 107V106H71ZM80 107V106H79ZM88 107V106H87ZM117 107V106H115ZM123 107V106H122ZM174 107V106H173ZM228 107V106H227ZM9 108V107H8ZM15 108V107H14ZM17 108V107H16ZM28 108V107H27ZM31 108V107H30ZM76 108V107H75ZM170 108V106H169ZM200 108V106H199ZM203 108V107H202ZM236 108V107H235ZM1 109H3L1 107ZM13 109V108H12ZM25 109V108H24ZM40 108H38L39 110ZM63 109V108H62ZM78 109V108H76ZM75 109V110H76ZM82 109V108H81ZM80 109V110H81ZM88 110L86 107L84 108V110ZM182 109V108H181ZM198 109V108H197ZM7 111V110H6ZM9 111V110H8ZM7 111V112H8ZM14 111V110H13ZM23 111V110H22ZM32 111V110H31ZM34 111V110H33ZM42 111V110H41ZM53 111V110H52ZM64 111V110H62ZM62 111H61V114H62ZM67 111V110H66ZM69 111V110H68ZM199 111V110H198ZM17 112L19 113V115H24V113H21V109H18L17 108ZM37 112V111H36ZM47 112V111H46ZM49 112V111H48ZM51 112V111H50ZM49 112V113H50ZM54 112V111H53ZM57 112H59L57 110ZM4 113V112H3ZM6 113V112H5ZM10 113V112H9ZM48 113V114H49ZM56 113V112H55ZM65 113V111H64ZM196 113V111H195ZM198 113V112H197ZM29 114V113H28ZM45 114V113H43ZM51 114V113H50ZM60 112L58 113V115H61ZM68 114V113H67ZM71 114V113H70ZM90 114V113H89ZM116 114V113H115ZM139 114V113H138ZM254 114V113H253ZM1 115H3L1 113ZM41 115V114H40ZM52 115V114H51ZM64 115V114H63ZM66 115V114H65ZM73 115V113H72ZM84 115V114H83ZM87 115V114H85ZM117 115V114H116ZM134 115V114H133ZM13 116V114H12ZM22 116V117H23ZM31 116V114H30ZM49 116V115H48ZM54 116V115H53ZM62 116V115H61ZM67 116V115H66ZM119 116V114H118ZM223 116V115H222ZM28 117V116H26ZM39 117V116H38ZM42 117V116H41ZM47 117V115H46ZM51 117V116H50ZM80 117V116H79ZM87 117V116H86ZM89 117V116H88ZM173 117V116H172ZM178 117V116H177ZM8 118V117H7ZM52 118V117H51ZM57 118V116L55 117ZM119 118V117H118ZM9 119V118H8ZM7 119V120H8ZM28 119V118H27ZM38 119V118H37ZM63 119V118H62ZM115 119V118H114ZM2 120V119H0ZM6 120V119H4ZM3 120V121H4ZM16 120V119H15ZM19 120V119H18ZM23 120V119H22ZM25 120V119H24ZM43 120V119H42ZM53 120V119H52ZM57 120V119H56ZM54 120V121H56ZM59 120V119H58ZM64 120V119H63ZM184 120V119H183ZM238 120H241V119H238ZM2 121V122H3ZM10 121V120H9ZM14 121V118L13 120ZM11 121V122H12ZM176 121V120H175ZM186 121V120H185ZM10 122V123H11ZM21 122V121H20ZM25 122V121H24ZM40 122V121H39ZM59 122V121H58ZM239 122V121H237ZM8 123V122H7ZM15 123V121L13 122V124ZM23 123V122H22ZM30 123V122H29ZM43 123V122H42ZM47 123V122H46ZM54 123V122H53ZM61 123V122H60ZM115 123V122H113ZM187 123V122H186ZM21 124V123H19ZM26 124V123H25ZM49 124V123H48ZM95 124V123H94ZM8 125V124H7ZM42 125V124H41ZM75 125V124H74ZM114 125V124H113ZM181 125V124H180ZM233 125V124H232ZM236 125V124H235ZM238 125V124H237ZM236 125V126H237ZM2 126V125H0ZM9 126V125H8ZM12 126V125H11ZM22 126V124H21ZM44 126V124H43ZM46 126V125H45ZM63 126V125H62ZM102 126V125H101ZM150 126V125H149ZM7 127V126H5ZM4 127V128H5ZM16 127V126H15ZM18 128L20 126H17ZM27 127V125H26ZM129 127V126H128ZM217 127V126H216ZM8 128V127H7ZM10 128V127H9ZM13 128V126H12ZM16 128V129H18ZM22 128H24L22 126ZM34 128V127H33ZM43 128V127H42ZM57 128V127H56ZM78 128V127H77ZM181 128V127H180ZM227 128V127H226ZM6 129V128H5ZM11 129V128H10ZM14 129V128H13ZM11 129V130H13ZM21 129V127H20ZM26 129V128H25ZM52 129V128H51ZM116 129V128H115ZM147 129V128H146ZM175 129V128H174ZM177 129V128H176ZM216 129V128H214ZM230 129V128H229ZM35 130V129H34ZM40 130V129H39ZM57 130V129H56ZM88 130V129H87ZM3 130H1L2 132ZM5 131V130H4ZM9 131V130H6V132ZM26 131V130H25ZM37 131V130H36ZM61 131V129H60ZM70 131V130H69ZM79 130H77L78 132ZM82 131V134H83V130H80ZM90 131V130H89ZM105 131V130H104ZM232 131V130H230ZM10 132V131H9ZM33 131H31L32 133ZM88 132V131H87ZM96 132V131H94ZM107 132V131H106ZM236 132V131H235ZM234 132V133H235ZM8 133V132H7ZM28 133V132H27ZM37 133V132H36ZM41 133V132H40ZM54 133V132H53ZM52 133V135H53ZM114 133V132H113ZM124 133H126L125 135H128V131H124ZM142 133V132H141ZM176 135L178 133V131L176 130ZM233 133V134H234ZM6 134V133H5ZM17 134L19 135V133L17 132ZM16 134V135H17ZM24 134V132H23ZM51 134V133H50ZM117 134V133H116ZM122 134V133H121ZM144 134V133H143ZM154 134V133H153ZM210 134V133H209ZM216 134V133H215ZM214 134V135H215ZM229 134H231V132L229 133L228 131L226 132H221L220 136L221 138L223 139L224 141V144H226L228 141H227V137L229 136ZM255 134V133H254ZM253 133H249L247 134L248 136H246L244 138V141L242 144L243 147V150L247 149L246 146L248 145H252V144H255V135ZM21 135V134H20ZM27 135V134H25ZM34 135V134H33ZM31 135V136H33ZM59 135V134H58ZM64 135V134H62ZM91 135V133H90ZM95 135V134H94ZM99 135H100V132H99ZM108 135V134H107ZM135 135V134H134ZM140 135V134H139ZM253 135V136H252ZM13 136V135H11ZM24 136V135H23ZM30 136V135H29ZM41 137H39L38 142L40 144V141L41 142H45V139H48V135H40ZM55 136H57L55 134ZM73 136V135H72ZM71 136V137H72ZM78 138H79V134H77ZM77 136L74 134V137L71 138L70 142L73 143V145H75V148L73 151L77 152V153H81V155H84L85 154L87 155V150H88V144L87 143H84L82 141L80 142H77L76 143V138ZM81 136V134H80ZM96 136V135H95ZM109 136V135H108ZM118 136V135H117ZM122 136V135H121ZM129 136V135H128ZM133 136V135H132ZM153 136V135H152ZM161 136V135H160ZM213 136V135H212ZM212 136L210 138H212ZM245 136V135H244ZM252 136V137H250ZM10 137V135H9ZM15 132H14V138H15ZM28 137V136H27ZM35 137V136H34ZM36 137V138H37ZM89 137V136H88ZM92 137V136H91ZM102 137V136H101ZM157 137V136H156ZM164 137V136H163ZM177 137V136H176ZM176 137L174 139H169L168 136H165L163 139H160V140H157L156 138H152V137H145L146 139L144 140V143L146 144L147 147H156L159 151H163V152H167L168 151H177L179 153H182L184 154L185 153V156H187L186 153H188V151L185 150V148H183L181 146V144H179V141H177ZM180 137V136H179ZM260 137V136H259ZM2 140H3V137H1ZM6 138V137H5ZM18 138V136H17ZM30 138V137H29ZM83 138V137H82ZM81 138V139H82ZM95 138V137H94ZM93 138V139H94ZM99 138V137H98ZM112 138V137H111ZM110 138V139H111ZM115 138V137H114ZM130 138V137H129ZM215 138V136H214ZM9 139V138H8ZM7 139V140H8ZM20 139V138H18ZM17 139V140H18ZM25 139V138H24ZM23 139V141H24ZM32 139V138H31ZM54 139V138H53ZM70 139V138H69ZM84 139V138H83ZM92 139V138H91ZM116 139V138H115ZM126 139V138H125ZM139 139V138H138ZM185 139V138H184ZM7 140H5L7 142ZM10 140V139H9ZM12 140V138H11ZM22 140V137L21 139ZM28 140V139H27ZM30 140V139H29ZM59 140V138H58ZM80 140V139H79ZM117 140V139H116ZM188 140V139H187ZM236 140V139H235ZM14 141V140H13ZM31 141V140H30ZM29 141V142H30ZM55 141V140H54ZM57 141V140H56ZM68 141V140H67ZM99 141V140H98ZM120 141V139H119ZM124 141V139H123ZM137 140H135L136 142ZM141 141L142 138H141ZM215 141V140H214ZM213 141V142H214ZM260 141V140H259ZM19 142V141H18ZM51 142V140L49 141ZM66 142V141H65ZM69 142V141H68ZM103 142V140H102ZM101 142V143H102ZM128 142H131V141H127ZM195 142V141H194ZM20 143V142H19ZM22 143V142H21ZM26 143V141H25ZM24 143V145H25ZM59 143V142H58ZM92 143V142H91ZM106 143V142H105ZM108 143V142H107ZM119 143V142H118ZM140 143V142H139ZM139 143L137 145H139ZM185 143V142H184ZM191 143V142H190ZM38 144V143H37ZM69 144V143H68ZM90 144V142H89ZM95 144V143H94ZM92 144V145H94ZM100 144V143H99ZM195 144V143H194ZM230 144V143H229ZM262 144V142L260 143ZM264 144V143H263ZM1 145V144H0ZM3 145V144H2ZM1 145V146H2ZM6 145V144H5ZM11 145V144H10ZM9 145V146H10ZM23 145V146H24ZM112 145V144H111ZM122 145V144H121ZM120 145V147H122ZM131 145V144H130ZM136 145V144H135ZM143 145V143H142ZM4 146V145H3ZM2 146V147H3ZM8 146V147H9ZM18 146V145H17ZM26 146V145H25ZM29 146V145H28ZM27 146V147H28ZM97 146V145H96ZM102 146V145H100ZM116 146V145H114ZM119 146V145H118ZM125 146V145H124ZM134 146V144H133ZM144 146V145H143ZM192 146V145H191ZM194 146V150L198 149L200 146H196V145H193ZM212 146V145H211ZM256 146V145H255ZM261 146V145H260ZM1 147V148H2ZM19 147V146H18ZM21 147V146H20ZM37 147V146H35ZM73 147V146H72ZM119 147V149L121 150V148ZM135 147V146H134ZM142 147V146H141ZM145 147V146H144ZM146 147V148H147ZM209 147V146H208ZM258 147V146H257ZM24 148V147H22ZM26 148V147H25ZM31 148V147H30ZM32 148H33V144H32ZM39 148V147H38ZM38 148H35L34 150H36V152H40L42 150H39ZM46 148V147H44ZM114 148V147H113ZM112 148V149H113ZM130 148V147H129ZM132 148V147H131ZM211 148V147H210ZM216 148V147H215ZM214 148V149H215ZM3 149V148H2ZM14 149H15V146H14ZM49 149V148H48ZM100 149V148H99ZM103 149V147H102ZM116 149V148H115ZM117 149V150H119ZM138 149V148H137ZM140 149V148H139ZM153 149V148H152ZM193 149V148H192ZM221 149V148H220ZM224 153H219L218 151H216V158L214 160H209L211 161L209 164H206L201 160L200 162L198 161V164L196 166V171H195V175H201L200 178H197L195 177L194 179H192V184L189 186V188H195V189H199L198 191H187L185 192L184 189H180V190H177L175 196L171 195L172 198H170L169 196L167 197L166 195H164V192H159V191H156L161 185H163V182L167 180L164 179V175H160V174H157V172L155 174L152 175V178L155 180H151V184L153 185V188H151V186H148V187H145L143 190H140V188L138 189V187H136L132 182H126L124 183L123 187H120L118 188V186L115 188L114 186V189L112 191H107L104 192L103 190L104 189H99L100 187L99 186H96V185H93L91 183H84L85 185V189L87 190V193H88V197H87V200L93 198L94 194L95 193H98L100 196H106V197H115V198H120L122 200H127L131 203L132 206H135V207H147L148 209L151 210V213L153 214V217L151 216V218L153 220H155L154 223H152V225L154 226V231L152 232H146L143 239L141 240V244L142 243H146L148 244L147 247H146V250L149 251L150 249H152L153 247L155 246H158V245H161L162 241L165 239L163 235H161V233L159 232L160 229H163L165 228L164 226L166 225V227L169 225L170 226V222L172 220V218L176 217L181 209V207L184 205V204H188L189 205V209H190V213L188 215V224L190 226V228L192 229V231H195V232H199L201 229H207V231L209 230V232H211L213 235H209L210 236H205L204 239L206 242H210L211 244H218L219 245V248L220 247H224V251L225 249H228L232 246H235L236 245V242H238V244H242V246L244 247L245 244L249 243L251 244V248L253 247H258L260 246L261 243H264V238H260V232L264 234V225L262 228H260V223L257 224V225H254L252 227V225L250 226V222L248 221V218L250 215L254 214L255 215V218L256 220L258 219V222L260 221V217L264 216V191L263 192H260L259 189H251L249 188V184H251L252 182H249L247 180H245L246 182L245 185L243 186V190H239L235 189V185H234V180L233 178L231 177L230 173H231V170H232V167L234 166L235 167V171H240L241 170V167L244 165V161L245 159H243V155L240 156V157H237L235 156V153L232 152L233 147L231 146H224ZM259 149V148H258ZM257 149V151H258ZM5 150V149H4ZM54 150V149H53ZM111 150V149H110ZM124 150H125V147H124ZM123 150V151H124ZM130 150L132 149H129V152ZM155 150V149H154ZM157 150V151H158ZM190 150V149H189ZM200 150V148H199ZM9 151V149H8ZM28 151V150H27ZM47 151V150H46ZM60 151V150H58ZM72 151V150H71ZM97 151V150H96ZM109 151V150H108ZM122 150L120 152H123ZM204 151V150H203ZM208 151V150H207ZM255 151V150H254ZM35 152V151H33ZM32 152V153H33ZM45 152V151H43ZM54 152V151H53ZM93 152V151H92ZM100 152V151H99ZM110 152V151H109ZM112 152V150H111ZM110 152V154H111ZM114 152V150H113ZM116 152V150H115ZM126 152V151H125ZM128 152V150H127ZM252 152V151H251ZM264 152V151H263ZM9 153V152H8ZM24 153V152H23ZM27 153V152H25ZM71 153V152H70ZM106 153V151L104 152V154ZM108 153V152H107ZM143 153V152H142ZM149 153V152H148ZM152 153V151H151ZM157 153H160V152H157ZM175 153V152H174ZM173 153V154H174ZM200 153V152H199ZM242 153V152H241ZM245 153V152H244ZM34 154V153H33ZM49 154V153H48ZM55 154V153H54ZM60 154V153H59ZM58 153L56 155H59ZM72 154V153H71ZM92 154V153H91ZM102 154V153H101ZM109 154V153H108ZM115 154V153H114ZM119 154V153H118ZM117 154V155H118ZM126 154V153H124ZM139 154V153H138ZM141 154V152H140ZM189 155H192L193 154V150L192 152H189L188 153ZM197 154V153H196ZM204 154V153H203ZM251 154V153H249ZM264 154V153H263ZM262 154V160H264L263 158V155ZM4 155V154H3ZM15 155V154H14ZM63 155V154H62ZM78 155V154H77ZM89 155V154H88ZM98 155V154H97ZM96 155V156H97ZM103 155V154H102ZM121 155V154H120ZM136 155V154H135ZM143 155V154H142ZM141 155V156H142ZM145 155V154H144ZM146 155H149V154H146ZM154 155V154H153ZM152 155V156H153ZM157 155V154H156ZM168 155V154H167ZM180 155V154H178ZM195 155V154H193ZM259 155V154H258ZM257 155V156H258ZM6 156V155H5ZM17 156V154H16ZM29 156V155H28ZM27 156V158H28ZM33 156V155H32ZM95 156V158H97ZM106 156V155H105ZM116 156V155H115ZM122 157L125 156V155H121ZM129 156H131V154H129ZM127 156V157H129ZM150 156V155H149ZM166 156V155H165ZM181 156V155H180ZM199 156V154H198ZM201 156L203 157V155L201 154ZM261 156V155H260ZM2 157V156H1ZM34 157V156H33ZM53 157V156H52ZM67 157V156H66ZM72 157V156H71ZM78 157V156H77ZM87 157V156H85ZM94 157V156H93ZM107 157V156H106ZM119 157V156H118ZM144 157V156H143ZM148 157V156H147ZM168 157V156H167ZM176 157V156H175ZM183 157V156H182ZM189 157V156H188ZM195 157V156H194ZM5 158V157H4ZM14 158V157H13ZM22 158V157H21ZM26 158V157H25ZM50 158V157H48ZM73 158V157H72ZM92 158V157H91ZM105 158V157H104ZM102 158V159H104ZM139 158V157H138ZM150 158V157H149ZM170 158V157H169ZM187 158V157H186ZM190 158V157H189ZM206 158V157H205ZM256 158V157H255ZM10 159V158H9ZM69 159V158H68ZM71 159V158H70ZM83 159V158H82ZM81 159V160H82ZM112 159V158H111ZM116 159V158H115ZM121 159V158H120ZM119 159V160H120ZM124 159V158H123ZM127 159V158H126ZM141 159V158H140ZM163 159V158H162ZM194 159V158H193ZM203 159V158H202ZM212 159V158H211ZM261 159V158H260ZM24 160V159H23ZM94 160V159H93ZM106 160V158H105ZM110 160V159H109ZM113 160V159H112ZM125 160V159H124ZM148 160V158L146 159ZM145 160V161H146ZM151 160V159H150ZM168 160V159H167ZM166 160V162H167ZM192 160V158H191ZM207 160V159H205ZM222 160V161H221ZM247 160V159H246ZM1 161V160H0ZM15 161V158L14 160ZM29 161V160H27ZM55 161V160H53ZM63 163H64V159L62 160ZM76 161V160H74ZM73 161V162H74ZM80 161V160H78ZM77 161V162H78ZM85 161V160H84ZM101 162V160H99ZM103 161V160H102ZM111 161V160H110ZM109 162V164H111V162ZM136 161V160H135ZM143 161V160H142ZM144 161V162H145ZM163 161V160H162ZM184 161V160H183ZM182 161V162H183ZM186 161V160H185ZM196 161V160H195ZM255 161V160H254ZM16 162V161H15ZM30 162V161H29ZM47 162V161H46ZM71 162V163H73ZM105 162V161H103ZM102 162V163H103ZM130 162V161H128ZM180 162V161H179ZM66 163V162H65ZM70 163V164H71ZM92 163V162H91ZM106 163V162H105ZM114 163V161L112 162ZM116 163V162H115ZM133 163V162H132ZM147 163V162H145ZM152 163V161H151ZM151 163H150V166H151ZM154 163V162H153ZM157 163V162H156ZM175 163V162H174ZM187 163V162H185ZM194 163V161H193ZM30 164V163H29ZM107 164V163H106ZM119 164V163H117ZM114 165L115 166H117ZM128 164V163H127ZM134 164V163H133ZM139 164V163H138ZM182 164V163H181ZM184 164V162H183ZM261 164V163H259ZM263 164V163H262ZM34 165V164H33ZM37 165V164H36ZM39 165V163H38ZM55 165V164H54ZM74 165V164H73ZM72 165V167H73ZM105 165V164H104ZM112 165V164H111ZM144 164H142L143 166ZM149 165V163H148ZM153 165V164H152ZM155 165V164H154ZM153 165V166H154ZM171 165V164H170ZM222 165H224V168H222ZM256 165V164H255ZM23 166V165H22ZM45 166V165H44ZM44 166H42L41 168H43ZM67 166V165H66ZM75 166V165H74ZM125 166V165H124ZM253 166V165H252ZM263 166V165H262ZM16 168L15 170H13V168ZM24 167V166H23ZM71 167V169H72ZM77 167V166H76ZM122 167V166H120ZM130 167V166H128ZM144 167V166H143ZM152 167V166H151ZM160 167V166H159ZM22 169L21 168V165H15L13 164L12 166H4L0 163V180H6L8 182L10 181H13L16 182L19 184L18 187H16V189L14 191H7V192H1L0 191V216L1 217H5V215L7 214V216L9 214H11L12 212L15 213L14 211L19 208L20 205L22 204H18L16 203L17 201V198L19 197L20 193H24V191L26 189H32L33 187L36 188V184H39V183H43V181L47 182L49 186H53V187H60L61 189H66L68 190L69 194H72L73 197H76L77 196L74 194L76 193L77 191V187L80 186V184L78 183L77 179L79 178H75L74 175H72V173L70 174L69 172V175L64 177L62 174L63 177H59L56 178L55 177H50L51 175L48 176V178L44 177L42 174V176L44 177H39L38 175L36 174H33V172H25L26 170H19ZM26 168V167H24ZM39 168V167H38ZM53 168V167H52ZM118 168V167H116ZM145 168V167H144ZM183 168V167H182ZM262 168V167H259V169ZM264 168V166H263ZM28 169H31L28 167ZM54 169V168H53ZM78 169V168H77ZM114 169V168H113ZM127 170H129L128 168H126ZM154 169V168H153ZM156 169V168H155ZM154 169V170H155ZM254 169H257V168H254ZM35 170V169H34ZM60 170V169H59ZM75 170V168H74ZM73 170V171H74ZM157 170V169H156ZM175 170V169H174ZM251 170V168H250ZM31 171V170H30ZM36 171V170H35ZM38 171V170H37ZM36 171V172H37ZM46 171V170H45ZM52 171V170H51ZM63 171V170H62ZM72 171V170H71ZM72 171V172H73ZM79 171V170H78ZM110 171V170H109ZM130 171V170H129ZM136 173H137V170H135ZM141 171V170H140ZM143 171V170H142ZM182 171V170H181ZM234 170H232L233 172ZM244 171V170H243ZM246 171V170H245ZM260 171V170H259ZM258 171V172H259ZM134 172V171H133ZM153 172V171H151ZM163 172V171H162ZM161 172V173H162ZM238 172H236V175L238 174ZM242 172V171H241ZM254 172V170H252V173ZM68 173V172H66ZM130 173V172H129ZM135 173V172H134ZM135 173V174H136ZM140 173V172H139ZM164 173V172H163ZM174 173V172H173ZM51 174V173H50ZM58 174V173H57ZM56 174V175H57ZM65 174V173H64ZM74 174V173H73ZM75 174H76V170H75ZM123 174V173H122ZM148 174V173H147ZM146 174V175H147ZM165 174V173H164ZM242 174V173H241ZM254 174V173H253ZM260 174V173H259ZM46 175V174H45ZM139 175V174H138ZM136 175V177L138 176ZM143 175V174H142ZM168 175V174H167ZM81 176V175H80ZM132 176H133V173H132ZM144 176V175H143ZM166 176V175H165ZM240 176V175H239ZM252 176V175H251ZM258 176V175H257ZM135 177V176H134ZM171 177V176H170ZM192 177V176H191ZM255 177V176H254ZM133 178V177H132ZM146 178H150L149 176L146 177ZM187 178V177H186ZM247 178V177H246ZM251 179H253L251 177ZM257 179V178H256ZM88 180V179H87ZM86 180V181H87ZM2 181V182H3ZM81 181V180H80ZM94 181V180H93ZM258 181V180H257ZM260 181V180H259ZM5 182V181H4ZM39 182V183H38ZM90 182V180L88 181ZM134 182V181H133ZM167 182V181H166ZM1 183V182H0ZM154 183V184H153ZM188 183V182H187ZM257 183V182H256ZM46 184V183H45ZM95 184V182H94ZM47 185V184H46ZM139 185V184H138ZM17 186V185H16ZM256 186V185H255ZM20 187H23V190L20 191ZM39 187V186H38ZM168 187V186H167ZM179 187V186H178ZM2 188V187H1ZM80 188V187H79ZM106 188V187H105ZM182 188V187H181ZM237 188V187H236ZM254 188V187H253ZM261 188V187H260ZM44 189V188H43ZM42 189V190H43ZM82 189V188H81ZM188 189V190H190ZM1 190V189H0ZM9 190V189H8ZM159 190V189H158ZM6 191V190H5ZM38 191V190H37ZM44 191V190H43ZM74 193H73V192ZM83 191V190H82ZM26 192V191H25ZM36 192V191H35ZM21 193V194H22ZM38 193V192H37ZM36 193V194H37ZM40 194V193H39ZM49 194V193H48ZM26 195V194H25ZM35 195V194H34ZM43 195V194H42ZM41 195V196H42ZM46 195V194H45ZM33 196V195H32ZM70 196V195H69ZM72 197V198H73ZM79 197V196H78ZM47 198V197H45ZM71 198V197H70ZM85 198V197H84ZM26 200V199H25ZM24 200V201H25ZM33 200V199H32ZM43 200H46V199H43ZM86 200V201H87ZM34 201V200H33ZM38 201V200H37ZM23 202V201H22ZM44 204V203H43ZM45 206V205H44ZM48 207V206H47ZM27 208V207H26ZM20 209V208H19ZM24 209V208H23ZM30 209H31V212L33 213L34 216H36V214L38 213L39 209L37 208V206L33 207V206H30ZM22 211V210H21ZM18 212V211H16ZM96 214L97 216L100 217L99 219V222L97 224V227L99 228L98 229V233H96L95 231H90L87 229L86 233L85 234V238L86 239H89L90 238H93L94 236L102 239L103 236L105 237V230H106V226H104L105 224H107V221L106 219L107 218H110V219H114L116 221V223L118 221L121 222L122 226L123 225H127L129 223V219L125 216L123 217V214H122V211L115 208V207H107L106 206H100L96 209ZM253 215V216H254ZM14 217L13 220H10L9 217H5L6 221L4 220V222L0 221V252L3 251L4 252V249H6V247L8 246L9 243H6V239H4V235H6L8 232H10L11 230H13L15 227L19 226V224H22V223H25L28 219L27 215H24V214H21V213H18V214H14L12 215ZM34 216L30 217V218H34ZM48 216V215H47ZM220 216H224L225 218H223V220L221 219ZM37 217V216H36ZM35 217V218H36ZM4 219V218H3ZM51 219V218H50ZM250 219V218H249ZM263 219V218H262ZM34 220V219H32ZM36 220V219H35ZM255 220V219H254ZM39 221V220H38ZM41 221V220H40ZM150 221V219H149ZM148 221V222H149ZM109 222V221H108ZM27 223V222H26ZM159 224V225H158ZM224 224L226 225L225 227V230H224ZM253 224V223H252ZM58 225V224H57ZM63 225V224H62ZM64 225H67V224H64ZM21 226V225H20ZM19 226V228H21ZM89 226V225H88ZM66 227V226H65ZM120 227V226H119ZM124 227V226H123ZM163 227V228H162ZM62 228V227H61ZM86 228V227H85ZM92 228V227H91ZM108 228V227H107ZM129 228V227H128ZM96 229V228H95ZM143 229V228H142ZM145 229V228H144ZM24 230V229H23ZM33 230V229H31ZM130 230V229H129ZM153 230V229H152ZM173 230V229H172ZM107 231V230H106ZM24 232V231H23ZM39 232V231H37ZM121 232V231H120ZM222 232H224L225 234L227 233H235L236 235V238H231V236H221L220 234H222ZM29 233V231H28ZM27 233V234H28ZM164 233V232H163ZM170 233V232H169ZM218 236H216V234ZM26 234V235H27ZM30 234L31 231H30ZM124 234V233H123ZM133 234V233H132ZM172 234V232H171ZM192 234V233H191ZM199 234V233H197ZM196 234V235H197ZM215 234V235H214ZM20 235V233H19ZM81 235V234H80ZM229 235V234H228ZM28 236V235H27ZM35 236V235H34ZM114 236V235H113ZM118 236V235H117ZM140 236V235H139ZM143 236V235H141ZM8 237V236H7ZM78 237V236H77ZM129 237H130V234H129ZM137 237V236H136ZM201 237V236H199ZM233 237H234V234H233ZM82 238V237H81ZM84 238V237H83ZM82 238V239H83ZM106 238H110L108 241L110 240H114L115 241V237H112V236H108ZM125 238V237H124ZM128 238V236H127ZM131 238V237H130ZM190 238V237H189ZM195 238V237H194ZM203 238V237H201ZM18 239V238H17ZM35 239V238H34ZM81 239V240H82ZM97 239V238H95ZM137 239V238H136ZM141 239V238H140ZM203 239V240H204ZM237 239V240H235ZM33 240V239H32ZM36 240V239H35ZM80 240V241H81ZM92 240V239H91ZM99 240V239H98ZM97 240V241H98ZM122 240V239H121ZM195 240V239H194ZM194 240H191V241H194ZM197 240V239H196ZM250 240V241H249ZM44 241V240H43ZM85 241V240H84ZM96 241V240H95ZM106 241V240H105ZM110 241V242H112ZM117 241V240H116ZM128 241V240H127ZM22 242V241H21ZM29 242V241H28ZM35 242V241H34ZM92 242V241H91ZM99 242V241H98ZM98 242L96 244H98ZM165 241H163L164 243ZM188 242V241H187ZM198 242V241H197ZM195 242V243H197ZM202 242V241H201ZM75 243V242H74ZM87 243H89L87 241ZM85 243V244H87ZM130 242H128L127 246L128 248L132 247L133 246H130L129 244ZM200 243V242H199ZM77 244V243H76ZM84 244V245H85ZM166 243H164L165 245ZM21 245V244H20ZM83 245V244H82ZM91 245H94V244H91ZM195 245V244H194ZM39 246V245H38ZM98 246V245H97ZM101 246H105L104 243L101 245ZM207 246V245H206ZM16 247V245H15ZM83 247V246H82ZM87 247V246H86ZM142 247V246H141ZM160 247V246H159ZM27 248V247H26ZM107 248V247H106ZM116 248V247H115ZM237 248V247H236ZM17 249H19L17 247ZM46 249V248H45ZM44 249V250H45ZM104 249V248H103ZM108 249V248H107ZM126 249V248H125ZM144 249V248H143ZM204 249V248H203ZM242 249V248H241ZM101 250V249H100ZM140 250V249H139ZM129 251V250H128ZM212 251V250H211ZM2 252V253H3ZM115 252V251H113ZM124 252V251H123ZM126 252V251H125ZM130 252V251H129ZM209 252V251H207ZM219 252V251H217ZM233 252V251H232ZM257 252V251H256ZM99 253V252H98ZM102 253V252H101ZM131 253H135L134 251H131ZM131 253H128L126 252V255H128L129 257V260L130 257H131ZM137 255H142L140 253V251H137L136 252ZM144 253V251H143ZM146 253V252H145ZM210 253V252H209ZM215 253V252H214ZM115 254V253H114ZM148 254V253H146ZM151 254V253H150ZM149 254V255H150ZM18 255V254H17ZM33 255V254H32ZM113 255V253H112ZM148 255V256H149ZM152 255V254H151ZM150 255V256H151ZM158 255V254H157ZM161 255V254H160ZM215 255V254H214ZM234 255V254H233ZM90 256V255H89ZM144 256V255H143ZM146 256V255H145ZM155 256V255H154ZM164 256V255H163ZM188 256V255H187ZM191 256V255H190ZM236 256V255H234ZM98 257V256H97ZM115 257V256H114ZM120 257V256H119ZM158 257V256H157ZM160 257V256H159ZM158 257V258H159ZM169 257V256H168ZM43 258V257H42ZM155 258V257H154ZM164 257H162L163 259ZM192 257H190L189 259L191 260ZM109 259V258H108ZM121 259V258H120ZM135 259V257H134ZM138 259V258H137ZM141 259V258H140ZM169 259V258H168ZM128 260V258L126 259ZM153 260V259H152ZM186 260V259H185ZM193 260V259H192ZM118 261V260H117ZM160 261V260H159ZM184 261V260H183ZM60 262V261H59ZM129 262V261H128ZM134 262V260H133ZM186 262V261H185ZM196 262V261H195ZM112 263V262H111ZM163 263V262H162ZM190 263V262H189ZM188 263V264H189Z\"/></svg>","mask_w":264,"mask_h":264}]
</instances>
